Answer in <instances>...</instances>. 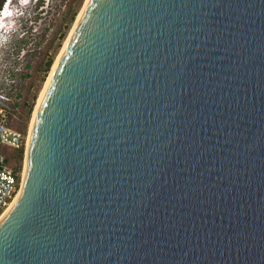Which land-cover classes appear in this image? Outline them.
I'll use <instances>...</instances> for the list:
<instances>
[{
	"label": "water",
	"instance_id": "obj_1",
	"mask_svg": "<svg viewBox=\"0 0 264 264\" xmlns=\"http://www.w3.org/2000/svg\"><path fill=\"white\" fill-rule=\"evenodd\" d=\"M23 166L0 264H264V0H87Z\"/></svg>",
	"mask_w": 264,
	"mask_h": 264
},
{
	"label": "rangeland",
	"instance_id": "obj_2",
	"mask_svg": "<svg viewBox=\"0 0 264 264\" xmlns=\"http://www.w3.org/2000/svg\"><path fill=\"white\" fill-rule=\"evenodd\" d=\"M1 2L2 0L0 5ZM84 2L85 0H40L32 16L33 24L24 37L13 40L10 35L4 42L0 40V53H7L6 60L0 64V92L6 97L7 123L23 133L24 143L25 137L27 142L39 92ZM8 6L14 11L8 24H17L20 18L17 15L24 9L26 11V8L19 6L17 0H11ZM25 149L26 144L17 161L22 172Z\"/></svg>",
	"mask_w": 264,
	"mask_h": 264
},
{
	"label": "built area",
	"instance_id": "obj_3",
	"mask_svg": "<svg viewBox=\"0 0 264 264\" xmlns=\"http://www.w3.org/2000/svg\"><path fill=\"white\" fill-rule=\"evenodd\" d=\"M7 117L6 97L0 92V216L20 189L21 169L11 155L25 144L23 133L10 126Z\"/></svg>",
	"mask_w": 264,
	"mask_h": 264
},
{
	"label": "clouds",
	"instance_id": "obj_4",
	"mask_svg": "<svg viewBox=\"0 0 264 264\" xmlns=\"http://www.w3.org/2000/svg\"><path fill=\"white\" fill-rule=\"evenodd\" d=\"M39 2L40 0H17L19 6L25 7L26 11L23 8L24 10L17 15L20 16V18L17 21V24L14 23L12 25H9V29L6 37L8 36L9 38L11 35L13 40H19L20 38L24 37V35L27 33V31L31 28L33 24L32 16H34L35 11L39 5ZM2 54L3 53H0V55ZM6 57H7V53H4L2 56H0V64H2L6 60Z\"/></svg>",
	"mask_w": 264,
	"mask_h": 264
},
{
	"label": "bare ground",
	"instance_id": "obj_5",
	"mask_svg": "<svg viewBox=\"0 0 264 264\" xmlns=\"http://www.w3.org/2000/svg\"><path fill=\"white\" fill-rule=\"evenodd\" d=\"M86 1H87V0H85L82 9L80 10L79 14L77 15V18H76V20L74 21V24H73L71 30L69 31V34H68L67 38L65 39V41H64V43H63V46L61 47V50H60L59 54L57 55V58L55 59V61L53 62L52 66H51V69H50V72H49V74H48V76H47V78H46V81H45V83H44L42 89H41L40 92H39V95H38V98H37V102H36V104H35V107H34V110H33V113H32V118H31V121H30L29 129H30V126H31V123H32V120H33L34 114H35V112H36V109H37V107H38L39 101H40V99H41V96H42V94H43L44 88H45V86H46V83H47V81H48V79H49V77H50V75H51V73H52V71H53V69H54V67H55V65H56V63H57V61H58L60 55H61V53H62V50L64 49V47H65V45H66L67 39H68V37H69V35H70V33H71L73 27L76 25V23H77V21H78V19H79V17H80V14H81V12H82L84 6H85ZM7 8H9V7L7 6ZM3 20H4V18L1 19V21H3ZM29 129H28V134H29ZM27 141H28V136H27ZM25 144H27V142H26V137H25ZM23 169H24V168H23ZM22 175H23V172H22V170H21V178H22ZM20 184H21V181H20ZM19 191H20V190H19ZM19 191H18V193H19ZM17 195H18V194H17ZM17 195H16V196H17ZM15 198H16V197H15ZM15 198H14V199H15ZM12 202H13V201H12ZM12 202H11V203H12ZM11 203H10V204H11ZM10 204H9V206H10ZM9 206H8V207H9ZM8 207H7V208H8ZM7 208L5 209V211L7 210ZM5 211H4V212H5ZM4 212H3V213H4ZM3 213H2V214H3ZM2 214H1V215H2Z\"/></svg>",
	"mask_w": 264,
	"mask_h": 264
},
{
	"label": "trees",
	"instance_id": "obj_6",
	"mask_svg": "<svg viewBox=\"0 0 264 264\" xmlns=\"http://www.w3.org/2000/svg\"><path fill=\"white\" fill-rule=\"evenodd\" d=\"M73 15L71 14V17H72ZM49 63H47V65H48ZM21 156H22V147L21 148H19L18 150H15V151H13L12 152V155H11V159H12V161L14 162V163H16V166L18 167V165H17V161L21 158ZM19 168V167H18Z\"/></svg>",
	"mask_w": 264,
	"mask_h": 264
}]
</instances>
